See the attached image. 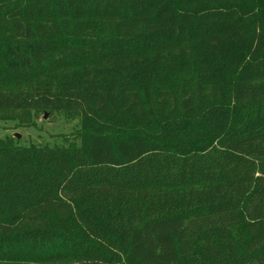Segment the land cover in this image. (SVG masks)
<instances>
[{
  "label": "trees",
  "instance_id": "trees-1",
  "mask_svg": "<svg viewBox=\"0 0 264 264\" xmlns=\"http://www.w3.org/2000/svg\"><path fill=\"white\" fill-rule=\"evenodd\" d=\"M54 113L0 139V264H264V0H0V121Z\"/></svg>",
  "mask_w": 264,
  "mask_h": 264
},
{
  "label": "rangeland",
  "instance_id": "rangeland-1",
  "mask_svg": "<svg viewBox=\"0 0 264 264\" xmlns=\"http://www.w3.org/2000/svg\"><path fill=\"white\" fill-rule=\"evenodd\" d=\"M31 123L29 127L16 121H0V139L18 134L20 137L14 138L23 146H62L72 141L81 128L80 119H70L63 113L44 114Z\"/></svg>",
  "mask_w": 264,
  "mask_h": 264
},
{
  "label": "water",
  "instance_id": "water-1",
  "mask_svg": "<svg viewBox=\"0 0 264 264\" xmlns=\"http://www.w3.org/2000/svg\"><path fill=\"white\" fill-rule=\"evenodd\" d=\"M13 137L19 138L20 136L18 134H14Z\"/></svg>",
  "mask_w": 264,
  "mask_h": 264
}]
</instances>
